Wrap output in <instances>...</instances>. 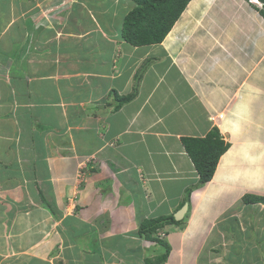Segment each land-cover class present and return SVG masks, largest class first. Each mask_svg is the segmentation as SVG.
I'll return each instance as SVG.
<instances>
[{
  "label": "crops",
  "instance_id": "0c3cea01",
  "mask_svg": "<svg viewBox=\"0 0 264 264\" xmlns=\"http://www.w3.org/2000/svg\"><path fill=\"white\" fill-rule=\"evenodd\" d=\"M11 1L23 19L0 42L11 118L22 120L12 131L29 134L40 152L31 166L41 173L32 167L26 176L48 184L39 191L55 208L29 205L28 190L8 175L11 185L0 184V264H132L136 250L148 251L141 222L185 202L183 218L162 228L170 245L163 264H206L212 249H226L205 236L232 205L236 233L220 264H240L248 248L264 246L257 223L241 235L244 214L253 224L252 208L264 207L242 201L264 196V16L254 4L190 0L160 43L132 46L120 35L131 0ZM134 86L136 96L114 109V92ZM214 126L229 146L211 179L194 186L199 175L182 138ZM257 263L264 261L250 255L244 264Z\"/></svg>",
  "mask_w": 264,
  "mask_h": 264
},
{
  "label": "rangeland",
  "instance_id": "374dc122",
  "mask_svg": "<svg viewBox=\"0 0 264 264\" xmlns=\"http://www.w3.org/2000/svg\"><path fill=\"white\" fill-rule=\"evenodd\" d=\"M90 1L94 4L102 5V4H105L104 2L106 0H103V1H101V0H90ZM5 2L6 3L0 2V11L3 12V13L0 12V42L3 41V40H1L3 37L7 36L2 31L5 30L7 32V34H9L11 28H16V25L19 26L23 22V19H20V18L17 19L16 15H15V12L18 11V9L16 11H14L16 9L14 2L11 0L10 1L5 0ZM218 2L216 0L217 4H218ZM22 3H25V2H20L19 5L24 10L25 5H23ZM216 3H215V5L217 6ZM13 25H15V26H13ZM2 73L3 74H0V159H1L0 162L2 163V164H0V171L2 173V175H0V184L3 186H5V185L10 186L11 182L8 179V175H10V173L15 174V176H16L15 181H16L17 185L23 189L25 188L24 190H28V192H27L28 196L27 197L30 198L27 200L29 202L28 204L31 205V203H30L31 200L34 203L35 202H41V204H44L43 199H41L42 193L40 191H42V192L46 191L47 192L48 184L47 185L44 184L45 182L41 181V179L40 180L37 179V180H35V182H33V180H31L28 176H26V174H30L29 171L32 169V167L34 169L37 168L36 170L39 171V173H41L42 167L31 166V160L32 159L34 161H40L41 160L40 152H36L34 150V147H32L33 149H30L31 144L28 140L29 134L25 133L26 135H24V134L18 133V136H17V134H14L12 131V128L15 129L16 125L19 127L22 126V120L20 118H11V111H12V109H11L12 105L11 104L12 103H11L10 98H9L11 87H9V85L7 83L8 78L10 76H8L9 74H7L5 71H2ZM14 121L16 122V125L14 124L15 123ZM23 137H24V139H22ZM16 161H17V163H16ZM89 166L90 165H87L88 168H89ZM87 170L89 172L93 171L92 168L91 169L89 168ZM87 170H85V171H87ZM23 178H26V179L23 180ZM25 180L27 182H25ZM43 187H46V189L44 188V190H43ZM2 189H3V187H2ZM249 189L243 188L239 193H241L242 191L251 192V193L252 192L253 193L254 192L260 193L262 190V186H259L258 188H256L255 191L253 189H250V190ZM46 192H45V194H46ZM3 194L4 193L2 192L0 195H3ZM39 197H40V199H39ZM45 198L47 201L48 200L50 201V199H51L47 195L45 196ZM60 199L63 200V196L60 197ZM73 200L75 201L76 197H73ZM235 200L239 201L238 195H236ZM68 204H69V201H68ZM75 204H76V202L75 203L73 202L72 206ZM235 209H236V205L235 206L232 205L230 208L226 209L225 213H223L222 215L217 214L216 218H214L212 221L209 222V224L207 226V230H206V233H207V235L205 236L206 240L211 239V238L216 240L218 238L220 243H225L226 249L223 250L224 244H219L218 246H220V247L212 249L211 252H213L215 254L212 255V257H213L212 260H211V257L209 255L210 261L207 262L206 264H220L222 262H226L227 259L224 258V253H227L228 249L229 250L231 249V244H232L233 239H234L233 237L235 236V233H236V231L233 229V226H232V224L234 223L232 221L234 214H232V213H234ZM242 210L246 211V212L253 211V212H251V214H253L256 217V218L254 217L256 220H255V222L253 221L254 222L253 224H250L251 221L248 222L249 215L245 216L246 214H244L245 218L242 217V219H241V221H242L241 224H242V228H243L241 230V233H243V234H241L242 239L245 236H247L245 234V233L249 232L247 230L250 229V227L255 226L256 223H257L256 227H254L252 230L255 231L257 229L258 231H261V233H263L262 237L264 238V207L259 205V206H257L256 209L252 208L251 211H247L246 207H243ZM221 218H223V220L220 221ZM224 221L226 222V224L223 223ZM237 222L239 223V220ZM245 222H248L249 223L248 225H250V226H246ZM221 224L225 225V227H222ZM162 233H164V230H162V228L158 229L156 232V237L164 239L165 235H162ZM238 236L239 235L237 233L236 237H238ZM148 240L152 241L151 239H148ZM142 241H144V240H142ZM149 241L142 242V243H144V245H147L146 249L148 251L146 252V254L143 255V254H141L142 252L140 250H136L138 252L135 254L132 264H137V261L139 260V258L142 255L146 259L153 260V259H155L156 255H158L164 251L163 246H161V247L158 246L157 244H159V243H157L156 240L154 242L157 244H155V243L152 244ZM257 245L258 246L250 247L251 248L250 251H249L250 248H248L249 253H247V255L243 254V256L239 260L240 264L246 263V261H248V259L250 258V255H251V257L255 258V262L257 260H261V259H263V261H264V246H260L259 243ZM154 246H156V247H154ZM233 246H235V245H233ZM232 249H233V247H232ZM233 252L235 253V251H233ZM231 259H232L231 262L233 264H235L236 259H233V257H231ZM151 263L155 264L153 262H151ZM257 264H260V263H257Z\"/></svg>",
  "mask_w": 264,
  "mask_h": 264
},
{
  "label": "trees",
  "instance_id": "16d2710c",
  "mask_svg": "<svg viewBox=\"0 0 264 264\" xmlns=\"http://www.w3.org/2000/svg\"><path fill=\"white\" fill-rule=\"evenodd\" d=\"M131 1L133 2V6L126 12L122 19L120 35L130 45L142 46L160 43L190 0ZM259 1L263 6L259 9V13L264 16V0ZM136 93V86L132 88L131 92L125 95H118L114 92V109L132 100L136 96ZM182 141L199 175L197 184L194 186L208 182L216 168L219 157L226 151L229 143L223 140L216 126L211 128L204 137H183ZM193 187L186 190L187 198ZM41 198L51 208V212L54 213V208L46 201V198L42 195ZM242 201L247 204L255 202L264 203V196L244 194ZM169 223H177L173 215L145 219L139 225L137 234L140 237L156 240L164 248V251L156 255L157 257L155 256V259H145V264H152L151 262L163 264L166 261L170 251V245L165 239L156 237V232Z\"/></svg>",
  "mask_w": 264,
  "mask_h": 264
},
{
  "label": "water",
  "instance_id": "95a60500",
  "mask_svg": "<svg viewBox=\"0 0 264 264\" xmlns=\"http://www.w3.org/2000/svg\"><path fill=\"white\" fill-rule=\"evenodd\" d=\"M186 210H187V203L185 202V203L181 206V208L178 209V210L173 214L174 219H175V220H180V219H182L183 216H184V213L186 212Z\"/></svg>",
  "mask_w": 264,
  "mask_h": 264
},
{
  "label": "clouds",
  "instance_id": "9594fccd",
  "mask_svg": "<svg viewBox=\"0 0 264 264\" xmlns=\"http://www.w3.org/2000/svg\"><path fill=\"white\" fill-rule=\"evenodd\" d=\"M250 3L254 4L258 9H261L262 3L258 0L257 2H255L254 0H248ZM162 235H164V233H162ZM160 246V245H159ZM161 247V246H160ZM167 260V259H166Z\"/></svg>",
  "mask_w": 264,
  "mask_h": 264
},
{
  "label": "bare ground",
  "instance_id": "6f19581e",
  "mask_svg": "<svg viewBox=\"0 0 264 264\" xmlns=\"http://www.w3.org/2000/svg\"><path fill=\"white\" fill-rule=\"evenodd\" d=\"M255 2H257L258 0H254Z\"/></svg>",
  "mask_w": 264,
  "mask_h": 264
}]
</instances>
